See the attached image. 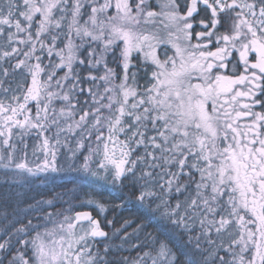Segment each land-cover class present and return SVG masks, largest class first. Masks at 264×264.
<instances>
[{"label":"snow or ice","instance_id":"1","mask_svg":"<svg viewBox=\"0 0 264 264\" xmlns=\"http://www.w3.org/2000/svg\"><path fill=\"white\" fill-rule=\"evenodd\" d=\"M66 169L127 197L35 200L0 264H264V0H0L4 183Z\"/></svg>","mask_w":264,"mask_h":264},{"label":"trees","instance_id":"2","mask_svg":"<svg viewBox=\"0 0 264 264\" xmlns=\"http://www.w3.org/2000/svg\"><path fill=\"white\" fill-rule=\"evenodd\" d=\"M127 183V182H126ZM52 187H50L47 191H38L36 192V199H49L52 197L53 192H63L65 188L73 187V184H77L80 186L82 193L88 192L90 190L94 191L95 194H98V198L103 199L105 202L110 205L113 202H119L120 199L126 198L128 189L125 188L123 190H114L110 186L104 185L103 182L95 181L92 177L85 176L80 172H70L66 169L65 173L58 176L54 181L52 180ZM13 189V184L4 183L3 172L0 171V191H3V194L8 197L7 190L8 188ZM9 196V198H0V213H6L7 215L13 212L16 205L21 208V211L28 210V205L33 204L36 199L32 197V194L28 193L25 195L24 199L21 201L17 197ZM80 210H89L92 211L93 215H96V211L87 205H81ZM106 215L111 219L114 216L119 220L120 217H132L140 218L144 220L146 224H148V230L152 232L154 235H157L161 239L167 238L177 247L182 246V241L178 234L172 229L171 225H169L166 221L162 220L158 215H152L148 211L143 208H140L134 200L128 203L127 207L124 209H118L109 207ZM22 217L19 221V225L21 222H25ZM17 224V225H18ZM115 243H119V240H116ZM124 248H128V245L125 244ZM123 255H129L127 251L122 253ZM131 255H135V250H132ZM182 264H186L187 257L181 256Z\"/></svg>","mask_w":264,"mask_h":264},{"label":"rangeland","instance_id":"3","mask_svg":"<svg viewBox=\"0 0 264 264\" xmlns=\"http://www.w3.org/2000/svg\"><path fill=\"white\" fill-rule=\"evenodd\" d=\"M153 3H155V0H152ZM158 10V8H157ZM159 51V50H158ZM46 62V61H45ZM64 160V157L62 156L61 157V161ZM2 172V170H0ZM52 180L50 179H45L43 177H40V178H29V181L23 185H15L13 184V189L8 188L7 190V193H8V197L5 196L3 194V191H0V198L3 197V200L4 198H9V196H11L10 198L12 197H17L18 199H20L21 201L25 198L24 196L25 195H28V193L32 194V197L35 198L36 196V192L38 191H47L50 189V187H52ZM17 193H20V195H17ZM38 200V199H36ZM60 205L57 204V207H59ZM67 205H65L66 207ZM81 205H78V207L80 208ZM45 208H47V206H45ZM49 210H55V209H49ZM30 214L29 210H26V211H21V208L16 205V207L14 208L13 212L11 211L10 214L7 215V220H5V216H4V213H0V225H3L4 223H8V222H11L12 224H15V226H20L18 223L20 221V219L22 217L25 216V218L23 219L26 223V216H28ZM18 224V225H17ZM3 233L0 232V236H2Z\"/></svg>","mask_w":264,"mask_h":264}]
</instances>
